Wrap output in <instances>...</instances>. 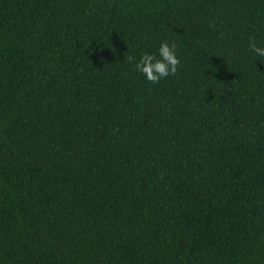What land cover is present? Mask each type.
Masks as SVG:
<instances>
[{
  "label": "trees",
  "instance_id": "trees-1",
  "mask_svg": "<svg viewBox=\"0 0 264 264\" xmlns=\"http://www.w3.org/2000/svg\"><path fill=\"white\" fill-rule=\"evenodd\" d=\"M252 40L264 0H0V264H264Z\"/></svg>",
  "mask_w": 264,
  "mask_h": 264
},
{
  "label": "clouds",
  "instance_id": "clouds-1",
  "mask_svg": "<svg viewBox=\"0 0 264 264\" xmlns=\"http://www.w3.org/2000/svg\"><path fill=\"white\" fill-rule=\"evenodd\" d=\"M248 51L257 57V61L264 58V46H258L255 40L250 41ZM180 63L176 44L165 40L154 53L145 52L141 55L135 67L146 80L159 83L162 79L175 76Z\"/></svg>",
  "mask_w": 264,
  "mask_h": 264
}]
</instances>
